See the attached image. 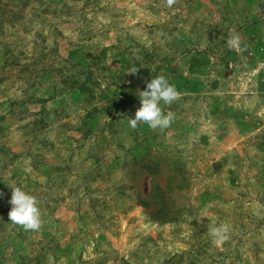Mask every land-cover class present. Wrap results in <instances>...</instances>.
<instances>
[{
	"label": "rangeland",
	"instance_id": "374dc122",
	"mask_svg": "<svg viewBox=\"0 0 264 264\" xmlns=\"http://www.w3.org/2000/svg\"><path fill=\"white\" fill-rule=\"evenodd\" d=\"M0 264H264V0H0Z\"/></svg>",
	"mask_w": 264,
	"mask_h": 264
},
{
	"label": "clouds",
	"instance_id": "9594fccd",
	"mask_svg": "<svg viewBox=\"0 0 264 264\" xmlns=\"http://www.w3.org/2000/svg\"><path fill=\"white\" fill-rule=\"evenodd\" d=\"M175 0H167L169 7ZM229 47L240 44V37L234 36L228 41ZM136 70L133 69L131 72ZM140 106L135 111L134 118H129V125L136 128L139 123H147L152 129H166L174 120V114H165L162 105H171L179 99V92L175 85L163 74L152 77L146 89L138 93ZM11 205L8 213L9 220L15 225L22 226L25 230H39L42 225L39 201L33 194L27 192L23 186L11 187ZM230 227L221 224L214 227L211 235L216 243H224L229 236Z\"/></svg>",
	"mask_w": 264,
	"mask_h": 264
}]
</instances>
